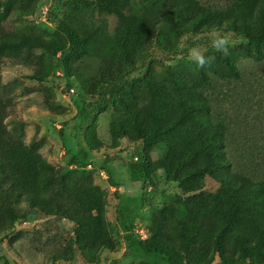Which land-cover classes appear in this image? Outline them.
Returning a JSON list of instances; mask_svg holds the SVG:
<instances>
[{"label": "rangeland", "instance_id": "374dc122", "mask_svg": "<svg viewBox=\"0 0 264 264\" xmlns=\"http://www.w3.org/2000/svg\"><path fill=\"white\" fill-rule=\"evenodd\" d=\"M120 1L15 0L8 9L0 8V20L8 19L15 30L53 43L51 49L15 51L11 62L0 66V98L14 103L6 126L25 143V172L31 170L24 176L27 185L23 178L11 177L12 163L4 167L11 178L1 180L0 213L7 230L0 233V264H133L118 205L137 197L145 202L135 220L136 234L168 245L182 264H220L224 250L241 257L235 239L245 224L228 225L231 213L223 196L237 190L240 221L247 212L244 202L251 212L263 202H251L261 198L253 188L245 195L235 185L228 189L223 179L234 171L264 177V41L260 53L255 45L232 38H227L228 54L211 44L199 47L214 57L204 69L189 56L166 61L157 54L138 71L130 92L84 121L77 102L86 94L97 95L101 82L121 75L127 54L139 61L154 35L181 48L184 40L176 29L192 27L185 14V20L165 31L153 23L147 39L133 37L144 28L130 30L137 27L134 16L141 18L135 9L142 0H132V9L126 7L122 14L116 10ZM199 1L227 9L236 0ZM148 12L155 17L164 13L162 7ZM54 19L86 39L84 52L69 63L67 73L60 68L58 49L68 42ZM227 63H237L242 76ZM156 131L157 142L145 147ZM223 136L228 147L216 149L219 156L208 141L213 137L217 143ZM139 148L152 173L147 182L129 170L138 161L133 155ZM79 151H86L93 164L71 166ZM227 157L232 167L221 162ZM188 202L200 206L202 216L191 213ZM249 226L264 223L252 216ZM220 235L222 254L216 247Z\"/></svg>", "mask_w": 264, "mask_h": 264}, {"label": "trees", "instance_id": "16d2710c", "mask_svg": "<svg viewBox=\"0 0 264 264\" xmlns=\"http://www.w3.org/2000/svg\"><path fill=\"white\" fill-rule=\"evenodd\" d=\"M13 1L15 0H0V8L8 9ZM132 2V0H122L116 4V10L118 8L122 14L126 7L132 9ZM29 7V4L24 5L21 10H27ZM154 7H162L164 13L156 17L153 14H149V12L146 14L148 10L150 11ZM135 12L141 18L137 19L134 16L136 20H133V22L137 27L134 30L132 28L130 30L134 32L139 27L144 28L138 29L131 36L134 37L137 34L140 39H147L151 36L152 30L149 27L153 23L161 31H165L172 27L173 22L180 23L182 20H185L187 18L185 14L192 18V27L190 29H185L184 27L176 29V36L184 40V45L181 48L169 46V44L162 42L158 35H154L152 37V45L144 50L139 61L135 62L127 54L125 60L126 70L121 75L109 81L101 82L97 95L86 94L77 102L78 117L81 120H89L99 111L112 106L124 94L130 92L138 76V71L144 69L148 62L157 54L166 61H175L180 56H188L187 51L190 46L203 47L209 45L210 37L208 33L211 30H215L219 35L226 38L255 45L259 53L261 51V43L264 41V0H236L234 6L227 9H216L215 7L202 4L199 0H142V3L138 9H135ZM176 16L178 21L174 19ZM7 20H0V66L2 63H10L15 57V51L22 49L52 48L53 43L51 40L36 33L17 31L8 25ZM53 23L58 33L68 42L67 47L58 49L60 53V68L63 72L67 73L69 63L84 52L86 39L75 28L63 20L54 19ZM227 66L230 68L229 70H233L236 73V76H242V72L237 63H227ZM13 104L10 99L0 98V194L5 192V186L1 180L3 177H10L5 171V166L11 165L12 163L11 177L23 178L22 181L27 183V185L28 181H25L24 178L28 176L27 173L31 172L30 169L25 172L26 159L28 157V150L25 143L19 135L11 132L6 126V122L12 118H9L7 112L8 110H14ZM159 133L160 131H156L152 138L145 142V147L157 142L156 137ZM212 139L214 138H209L208 142L215 153L216 149L225 150L228 147L226 137L223 136L217 143ZM143 150V148H139L134 152L133 156L138 161L130 163L129 170L134 177L147 182L152 179V173ZM217 155L220 156L221 154L218 153ZM221 162L228 167H232V162L229 157H227L226 161L223 160ZM92 164L93 162L89 159L86 151L75 153L70 161L71 166L85 167ZM4 172L6 173L3 175ZM232 177L236 179L235 183H233L234 179ZM223 181L226 183L228 189L235 185L236 188H243L245 195L249 196L251 193L248 192V189L253 188L254 195L259 194L261 198L252 199L251 197V202L255 203L261 200L263 205L259 210L251 212L252 209L244 202L243 205L247 209V212L244 215V221H240L236 216L240 214L241 210L240 205L237 204V200H240L237 190L233 188L231 191L235 195H230L227 199L223 196V203L226 202L227 209L231 213L228 225L231 223L235 224L236 222H243L245 225L241 228L240 235L235 239V245L238 246L239 251L242 253L241 257L228 253L230 250H224V244L220 235V239L216 245L219 254H222L224 250L220 264H264V227L251 229L249 226L252 216L262 219V223H264V177H252L249 172L240 171L236 173L234 171L227 178L223 179ZM30 188L31 185L25 191ZM144 202L139 197L124 198L118 205V218L126 234L128 254L136 260L133 264H182L180 256L168 245L152 237L141 239L136 234L135 220L142 211ZM188 203L190 204L191 213L202 216L200 206L194 203ZM7 205L10 208L13 206L11 202H8ZM218 205H221V203H218ZM204 206L207 208L208 205L204 204ZM209 209L210 207L207 210ZM0 219V233H4L7 230V223L1 213ZM249 230L254 231L253 236H249Z\"/></svg>", "mask_w": 264, "mask_h": 264}, {"label": "clouds", "instance_id": "9594fccd", "mask_svg": "<svg viewBox=\"0 0 264 264\" xmlns=\"http://www.w3.org/2000/svg\"><path fill=\"white\" fill-rule=\"evenodd\" d=\"M208 35L210 37L209 43L212 48L221 53L228 54L229 41L226 37L219 35L215 30H211ZM187 55L201 69H204L207 65L214 62V57L210 55L205 56L198 46L188 47Z\"/></svg>", "mask_w": 264, "mask_h": 264}]
</instances>
